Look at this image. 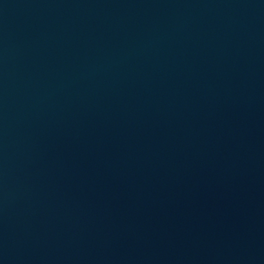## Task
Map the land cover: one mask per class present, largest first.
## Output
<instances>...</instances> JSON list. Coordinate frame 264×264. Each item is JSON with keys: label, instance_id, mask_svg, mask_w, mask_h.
Returning <instances> with one entry per match:
<instances>
[{"label": "water", "instance_id": "95a60500", "mask_svg": "<svg viewBox=\"0 0 264 264\" xmlns=\"http://www.w3.org/2000/svg\"><path fill=\"white\" fill-rule=\"evenodd\" d=\"M0 264H264V0H0Z\"/></svg>", "mask_w": 264, "mask_h": 264}]
</instances>
